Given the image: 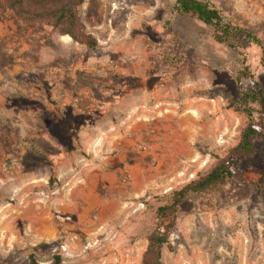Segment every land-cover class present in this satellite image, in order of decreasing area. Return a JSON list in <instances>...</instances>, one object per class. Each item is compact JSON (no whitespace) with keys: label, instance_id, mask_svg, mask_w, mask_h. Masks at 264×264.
I'll list each match as a JSON object with an SVG mask.
<instances>
[{"label":"rangeland","instance_id":"obj_1","mask_svg":"<svg viewBox=\"0 0 264 264\" xmlns=\"http://www.w3.org/2000/svg\"><path fill=\"white\" fill-rule=\"evenodd\" d=\"M261 46L237 51L175 0H83L94 49L0 0V264H139L154 211L239 138L244 64L264 86V0H203ZM237 179L190 194L161 264H264V143Z\"/></svg>","mask_w":264,"mask_h":264},{"label":"trees","instance_id":"obj_2","mask_svg":"<svg viewBox=\"0 0 264 264\" xmlns=\"http://www.w3.org/2000/svg\"><path fill=\"white\" fill-rule=\"evenodd\" d=\"M83 0H4V6L21 23H41L60 35L94 49L97 39L85 31L79 16ZM174 10L180 16L199 20L212 28L213 39L237 51L242 41L261 46L259 36L248 28L226 20L219 9L203 0H175ZM236 77L237 94L228 103L233 110L244 114L246 120L238 141L216 161L208 172L197 176L181 188L174 190L170 199L158 205L154 211V227L148 233L147 245L139 264H161L162 249L171 248L168 236L160 232L162 220L175 218L180 204L190 194L212 193L237 179L239 165L256 151V143H264V86L244 64ZM264 65V55L261 57ZM60 255H54L51 264H60ZM28 264H38L34 255Z\"/></svg>","mask_w":264,"mask_h":264}]
</instances>
